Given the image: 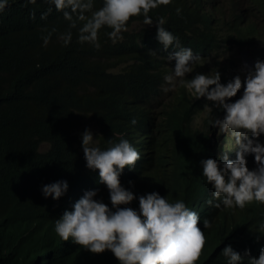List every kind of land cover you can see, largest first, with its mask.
<instances>
[{
  "label": "trees",
  "instance_id": "1",
  "mask_svg": "<svg viewBox=\"0 0 264 264\" xmlns=\"http://www.w3.org/2000/svg\"><path fill=\"white\" fill-rule=\"evenodd\" d=\"M178 1L151 9V25L142 16L130 17L115 43L107 36L110 29L102 27L99 47L78 40L84 20L76 14L74 26L55 8L42 17L50 7L47 0H8L0 10V264H115L109 250L90 253L70 239L62 245L53 228L54 219L71 209L73 195L78 199L85 190H106L93 183L97 172L85 167L76 134L88 122L101 148L122 137L130 144L135 140L140 159L119 176L121 183L132 182L127 188L140 182L192 206L196 183L189 174L204 158L206 144L189 124L199 104L183 90L169 98L151 90L164 62L155 21L163 17L180 42L201 54L232 46L217 39L218 25L211 20L197 27L195 19L181 10L178 14ZM101 3L93 0L92 8ZM68 32L65 44L62 35ZM152 48L157 51L153 69L147 52ZM208 57L194 63L192 74L206 71L200 63ZM58 179L68 183L65 194L45 198L41 186Z\"/></svg>",
  "mask_w": 264,
  "mask_h": 264
},
{
  "label": "clouds",
  "instance_id": "2",
  "mask_svg": "<svg viewBox=\"0 0 264 264\" xmlns=\"http://www.w3.org/2000/svg\"><path fill=\"white\" fill-rule=\"evenodd\" d=\"M171 1L102 0L93 9V0H47L50 7L42 17L55 8L74 26L76 14L84 20L78 40L99 47L97 34L102 27L110 29L107 36L115 43L122 39L130 17L142 16L143 23L151 25L149 11ZM7 3L0 0V10ZM178 3V14L181 10L187 19H195L197 27L200 21L211 20L218 25L217 39L232 46L201 54L180 42L164 26L163 17L155 21L164 62L157 67L159 77L151 90H161L166 98L183 90L199 104L189 124L206 144L204 158L199 166L194 162L196 171L189 174L196 183L192 206L182 199L172 201L161 189L142 188L140 182H134L132 190L127 188L132 182L121 183L119 176L125 166L132 169L140 159L135 140L130 144L122 137L101 148L93 132L80 126L76 134L81 137L85 167L97 172L92 181L106 190L103 194H96V188L85 190L78 199L73 195L71 209L54 219L53 228L62 245L70 239L90 253L109 250L115 264H206L209 260L264 264V0ZM70 38V32L62 35L65 44ZM47 39L43 38L45 43ZM147 52L153 69L157 51ZM205 55L209 57L200 65L206 71L192 74L194 63ZM236 65L244 67V73H238ZM67 188V181L58 179L43 184L40 191L55 200Z\"/></svg>",
  "mask_w": 264,
  "mask_h": 264
},
{
  "label": "rangeland",
  "instance_id": "3",
  "mask_svg": "<svg viewBox=\"0 0 264 264\" xmlns=\"http://www.w3.org/2000/svg\"><path fill=\"white\" fill-rule=\"evenodd\" d=\"M237 56L239 57V53L237 54ZM227 57H228L227 54H224V56L222 57V61L225 62L227 60ZM239 60H240V58H239ZM235 69L238 71V73H244V71H245L244 67H242V69H239L238 65L235 66ZM166 96H169V94H167ZM86 127L89 128L91 131H93V126L91 124H89V122L86 125Z\"/></svg>",
  "mask_w": 264,
  "mask_h": 264
}]
</instances>
